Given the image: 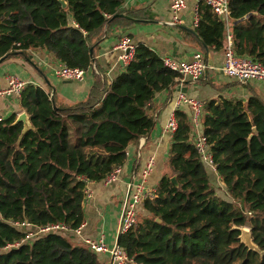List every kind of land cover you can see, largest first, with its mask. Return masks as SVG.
Returning a JSON list of instances; mask_svg holds the SVG:
<instances>
[{"label":"trees","instance_id":"obj_1","mask_svg":"<svg viewBox=\"0 0 264 264\" xmlns=\"http://www.w3.org/2000/svg\"><path fill=\"white\" fill-rule=\"evenodd\" d=\"M65 1L66 9L59 0H0V60L42 50L88 71L113 28L148 20L124 11L125 0ZM230 12L236 55L264 65V0H231ZM198 15L195 33L205 50L223 51L224 22L203 1ZM179 77L138 44L125 71L106 81L97 97L70 105L51 98L49 88H25L19 103L34 130L21 139L24 126L16 115L0 123V264H102L68 234L26 240V230L15 224L80 228L88 183L103 182L126 164L128 148L155 128L156 95ZM203 106V135L230 199L218 194L194 146L190 116L178 109L169 172L156 197L143 204L147 214L118 238L138 264H264V101L220 96ZM243 227L258 252L241 242Z\"/></svg>","mask_w":264,"mask_h":264},{"label":"crops","instance_id":"obj_2","mask_svg":"<svg viewBox=\"0 0 264 264\" xmlns=\"http://www.w3.org/2000/svg\"><path fill=\"white\" fill-rule=\"evenodd\" d=\"M200 1L204 0H187V7L181 14V24L171 25L170 0H125L122 6L124 11L140 12L142 17H147L148 20L113 28L100 44L99 49L95 50L93 67L87 71L82 81L66 82L58 79L55 70L61 63L42 50L29 51L26 56H15L0 64V88H5L8 78L14 76L25 81L27 86L50 89L51 95L54 92L57 100L70 105L86 101L91 96L97 97L106 81L112 82L125 71V65L118 60L119 52L116 50L122 36L129 37L136 45L148 46L161 58L168 56L177 62H191L195 54L201 53L210 67L208 74L198 83L177 81L172 89L156 95L152 104L156 119L155 128L147 137L141 138L137 146L128 148V159L117 182L109 185L104 181L88 183L87 190L90 191L91 197L84 203L85 223H87L83 230L84 238L92 240L103 238L108 246H114L118 242L120 216L129 187L140 179L148 160L150 158L155 160L148 185L158 188L163 176L168 174L167 163L172 134L167 130V124L171 115L179 109L176 107V99L180 93L202 103L220 96L244 101L251 96H258L264 101V82L240 85L225 77L219 71L224 62V52L205 50L195 33V11ZM233 27L229 28L232 34ZM180 109L190 116L189 106L183 105ZM23 112L19 98H0V117L3 120ZM140 145H142L141 150ZM210 172L214 187L221 188L223 183L219 176ZM146 214L141 206L139 215ZM68 236L72 243L83 244V239L73 236L72 233ZM98 256L102 264L111 263L109 255Z\"/></svg>","mask_w":264,"mask_h":264},{"label":"built area","instance_id":"obj_3","mask_svg":"<svg viewBox=\"0 0 264 264\" xmlns=\"http://www.w3.org/2000/svg\"><path fill=\"white\" fill-rule=\"evenodd\" d=\"M203 2L218 18L224 22L226 26V46L223 50L224 62L219 71L225 77L230 78L241 85H247L251 82H264V65L249 58L238 57L234 51L233 34L229 31V28L233 26L230 12L231 0H204ZM186 7L187 0H170V12L172 16L171 25L181 24V14ZM195 14V26H197L199 22L198 8H196ZM136 49L137 45L133 43L129 37L122 36L116 46V50L119 52L118 60L124 65L129 64L133 60ZM162 60L167 69L180 76L178 81H187L189 84H196L201 81V79L208 74L210 68L206 63L204 55L201 53L195 54L191 62H177L168 56L163 57ZM86 75L87 70L85 69L71 68L63 64L55 70V76L66 82L82 81ZM26 87L27 84L25 81L14 76L9 77L7 86L5 88H0V98H20ZM183 105L189 106L191 109L190 123L193 134L192 140L200 160L209 171L217 174L213 155L210 152L206 139L203 135V103L200 100L187 97L184 93H180L176 99V107L177 109H180ZM175 113L171 115L167 124V130L172 135L178 128V120ZM2 121L3 119L0 117V123H2ZM139 148L141 150L142 145H140ZM154 167L155 160L154 158H150L141 172L140 179L130 185L120 216L118 238L129 232L137 225L139 220V208L143 206L147 200L156 197L157 187L148 185V178ZM122 171L123 167L117 168L106 178L104 181L105 184L109 185L117 182ZM90 197V191L86 190L84 203L90 199ZM86 225L87 223H84L77 230H71L68 226L62 223L49 224L45 227L39 228H33L28 223L15 224L16 227L26 230V240H33L39 236L49 234L72 233L73 236L83 239V244L95 254L109 255L111 258L110 264H138L128 257L127 253L119 246L118 242L114 246H108L103 238L100 240L84 238L83 230ZM16 246H19V244L8 245L5 249H10Z\"/></svg>","mask_w":264,"mask_h":264},{"label":"water","instance_id":"obj_4","mask_svg":"<svg viewBox=\"0 0 264 264\" xmlns=\"http://www.w3.org/2000/svg\"><path fill=\"white\" fill-rule=\"evenodd\" d=\"M59 2L62 4L63 8L66 9L67 8V3L65 0H59ZM117 18H123L125 17L124 15H119V16H116ZM93 51V50H92ZM3 62V60H0V64ZM123 65V64H122ZM54 97V92L52 93L51 95V98ZM15 123H22L23 124V130H22V134H21V139L26 135L27 132L29 131H32L34 130L33 128V125L30 121V118L29 116L23 112L21 113L20 115L17 116V119L15 121ZM256 131V130H254ZM252 138V137H250ZM172 183L175 185V186H178V183H177V180H176V177H173L172 178ZM238 230L241 232V235H240V240L241 242L249 248V250H252V251H256L258 252V248L255 246L254 242H253V239H252V234H251V231H250V228L248 227H243V228H238Z\"/></svg>","mask_w":264,"mask_h":264},{"label":"rangeland","instance_id":"obj_5","mask_svg":"<svg viewBox=\"0 0 264 264\" xmlns=\"http://www.w3.org/2000/svg\"><path fill=\"white\" fill-rule=\"evenodd\" d=\"M248 22V21H247ZM246 24V23H245ZM251 83H254V82H251ZM250 83V84H251ZM239 84V83H238ZM241 85V84H240ZM249 85V84H248ZM219 184H220V182H219ZM218 185V184H217ZM223 186V185H222ZM221 186V188H220V186H219V188H216L217 189V191H218V194L220 195V196H222V197H224L225 199H230V198H228V196H227V193L225 192V187L223 186L222 187Z\"/></svg>","mask_w":264,"mask_h":264}]
</instances>
